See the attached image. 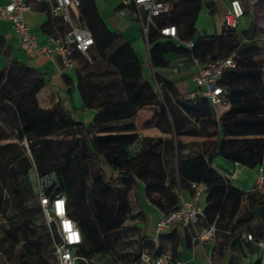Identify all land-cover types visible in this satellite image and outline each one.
<instances>
[{
  "label": "trees",
  "instance_id": "trees-1",
  "mask_svg": "<svg viewBox=\"0 0 264 264\" xmlns=\"http://www.w3.org/2000/svg\"><path fill=\"white\" fill-rule=\"evenodd\" d=\"M156 1L170 4V10L154 18V25L149 28L146 41L152 68L168 67L170 54L196 58L202 64L228 57L237 62L235 68L224 70L219 80L228 107L218 118L205 98H185L159 76L155 77L162 91L157 93L143 78L129 42L106 27L95 0H82L78 8L93 39L90 60L77 51L71 55L83 109L95 111L89 124L74 121L59 106L41 109L35 95L44 85L43 78L16 59H6V68H1L4 40L0 36V111L19 124L16 142L0 144V177L16 200L21 215L16 228L32 250L34 264H51L57 236L44 218L52 245L47 257L42 255L39 242L28 236L30 212L43 215L34 195L32 171L37 175L56 173L55 192L65 198L67 216L82 237L77 252L89 264L93 256L108 255L121 238L120 231L125 230L122 227L131 211L130 195L136 179L143 183L147 201L163 214L178 206V189L188 191L192 182H204L203 221L208 228L214 226L215 232L232 245L239 242L234 230L248 224L253 212L264 205V195L239 190L212 166L215 157L247 169H255L264 162V63L241 62L257 54L259 47L248 31L223 28L218 35L198 32L200 11L205 8L212 15L216 0ZM43 5L36 4V9L48 16L42 30L49 35L62 31L60 20L52 18ZM166 26L175 27L177 40L160 35V28ZM189 41L193 43L191 50L179 44ZM92 77L97 80H90ZM144 107L158 109L157 120H151V124L169 134V139L139 138L135 117ZM177 136L216 140L203 144L198 152L182 155L183 145L175 139ZM56 137L61 138L53 139ZM139 140V150L132 156L130 147ZM143 152L153 159V170L144 162ZM106 168L111 174L116 172L115 177ZM1 193L0 189V205ZM28 198L34 199V207H28ZM244 198L248 209L240 213ZM260 216L264 218V209ZM133 217L143 220L141 210H136ZM248 230L255 240H264V220ZM138 249L128 264H140L143 250L160 255L141 235ZM111 264H115L113 259Z\"/></svg>",
  "mask_w": 264,
  "mask_h": 264
},
{
  "label": "crops",
  "instance_id": "crops-1",
  "mask_svg": "<svg viewBox=\"0 0 264 264\" xmlns=\"http://www.w3.org/2000/svg\"><path fill=\"white\" fill-rule=\"evenodd\" d=\"M26 1L32 10L24 14V21L38 38L39 45L46 46L49 52L46 56L43 55L33 60L29 59L18 48L10 24L0 22V36L4 40L2 63L5 64L6 59H16L43 78L44 85L35 95L37 104L41 109L48 110L53 106H59L68 112L74 121L83 124L91 123L95 117V111L83 109L76 86L74 70L66 71L64 69L58 50L60 45L49 43L47 41L49 34L42 30V27L48 21V16L45 12L37 10L36 4L43 5V3L40 0ZM3 2L4 0H0V4ZM228 2L229 0H216L215 12L212 15L203 8L197 19V23L200 19L199 25L196 23L198 32L207 35L220 34L223 29L222 18L228 7ZM240 2L244 7V15L240 20V28L236 32L248 31L253 42L259 47L257 54L241 59V62L246 63L249 60L255 63H264V59H261V56L264 55V48L260 45L261 43L257 42V40L264 41V0H240ZM95 4L106 27L110 31L121 34L129 42L140 63L143 78L150 82L153 89L157 93L162 91L161 83L155 77L159 76L171 83L180 95L188 98L187 95L195 90V86L191 82V75L194 72L191 57L170 54L167 55L168 67L152 68L141 21L130 16L121 18L117 13L119 4L116 0H95ZM244 41L246 40L243 39ZM197 53L200 54V51L198 50ZM165 90L167 91V89ZM227 107V105L217 108L212 107L215 118H218ZM157 113V108L151 109L148 107L137 111L135 121L139 138H170L169 134L161 133L151 124V120H157ZM148 121L149 123L145 125V122ZM175 139L183 145L182 155L198 152L203 144L216 140L215 138L191 136H177ZM136 144L138 145L135 148L137 153L140 140ZM191 144H193L192 147ZM212 166L239 190L255 195H264V182L259 187L256 186V177L259 175L264 176V162L255 169H247L238 165L232 166L221 157H215L212 160ZM105 170L110 172L108 168ZM109 174L111 175V172ZM132 194L134 205L136 204L135 208L138 211L141 210L143 216V220L140 219L138 225L141 236L144 237L145 241L152 244L153 251L158 254H167L183 264H255L260 257V249L255 245L244 242L241 239V234L245 229H251L262 223L264 218H261L260 213L264 209V205L259 206L253 212V219L248 224L234 230V234L239 236V242L232 245L227 238L223 239L219 232L218 234L214 232L213 236L208 233L209 228L206 227L203 221L202 213L199 215L194 227L186 228L175 223L155 238L154 228L162 212L147 201L144 185L137 179ZM200 206L203 211L205 196L202 198ZM247 209L248 201L244 198L240 205V213L245 212ZM226 234H229V232Z\"/></svg>",
  "mask_w": 264,
  "mask_h": 264
},
{
  "label": "built area",
  "instance_id": "built-area-1",
  "mask_svg": "<svg viewBox=\"0 0 264 264\" xmlns=\"http://www.w3.org/2000/svg\"><path fill=\"white\" fill-rule=\"evenodd\" d=\"M82 0H40L46 7L52 18L60 20L62 31L49 35L47 41L52 44H59L61 62L66 71L75 69V61L71 59L73 51H77L88 60L89 51L93 46V39L87 30L79 14V6ZM119 4L117 13L121 18L130 16L141 21L142 32L147 38L153 20L160 15L166 14L170 10V4L158 2L156 0H116ZM31 6L26 0H4L0 4V22H8L11 26L13 37L18 48L29 58L36 59L46 56L49 49L40 46L38 38L33 34L31 27L25 23L24 14L30 12ZM244 15V9L240 0H229L228 7L223 14L222 26L226 30L238 31L240 20ZM159 33L166 38L176 39V29L174 26L160 28ZM187 50L193 48V43L179 42ZM194 72L191 75V82L195 90L187 97L194 98L201 96L205 98L210 106L217 108L225 105L224 92L219 85V80L224 70L233 69L237 62L228 57L216 59L208 64H202L198 59L192 58ZM138 145L130 147V154H136ZM116 172L111 174L115 177ZM233 177V176H231ZM264 182V176L256 177V186L259 187ZM57 185V175L54 171L37 175L34 172L33 190L38 205L41 208L49 229L53 228L57 241L53 244L51 264H89L88 260L82 257L77 248L82 243V237L75 223L67 216L66 201L64 196L55 192ZM206 193V184L202 181L192 182L188 191L177 190L178 206L163 214L157 221L154 234L155 238L168 229L171 225L178 223L186 228L196 225L199 215L202 213L200 202ZM216 231L214 226H210L208 233L213 236ZM211 236V237H212ZM241 239L251 245L257 246L260 257L255 264H264V240H255L252 233L245 229L241 234ZM140 264H183L181 261L171 258L167 254L153 255L143 250L139 255Z\"/></svg>",
  "mask_w": 264,
  "mask_h": 264
},
{
  "label": "rangeland",
  "instance_id": "rangeland-1",
  "mask_svg": "<svg viewBox=\"0 0 264 264\" xmlns=\"http://www.w3.org/2000/svg\"><path fill=\"white\" fill-rule=\"evenodd\" d=\"M113 15V13H112ZM113 20V18H112ZM200 19L197 23L199 25ZM139 33V31H138ZM262 48H264V41L257 40ZM264 59V55L261 56ZM249 62V60L247 61ZM1 68L5 69L6 65L1 64ZM92 81H96L95 77L90 78ZM19 126L18 122L11 116L0 111V144L8 142H16V129ZM56 137L53 139H60ZM66 139V137L64 138ZM24 144V143H22ZM27 144V141H26ZM193 144H191L192 147ZM196 145V144H195ZM144 153V162L150 165L151 170L154 169V161L146 152ZM108 173V171H107ZM34 171L31 172V182L33 184ZM0 189L2 190L1 199L2 204L0 205V264H20L21 262H28L34 264L36 259L32 256V250L24 243L23 238L20 235V231L16 228L20 221L21 215L16 205V200L9 192V186L3 182L0 177ZM132 193L130 195V207L131 211L127 220L124 222L121 232V238L114 244L112 251L105 256H93L90 260V264H111L113 259L115 264H128L133 254L139 249V237L141 235L139 230V220L134 219L136 208L132 200ZM28 207L32 208L35 205L33 198H28L26 201ZM28 221V236L30 239H35L41 245L42 255L45 257L50 254L52 245L46 235L44 226V217L41 214L30 212ZM8 232H12V235H7ZM13 234L15 237H13ZM29 249H28V248Z\"/></svg>",
  "mask_w": 264,
  "mask_h": 264
}]
</instances>
